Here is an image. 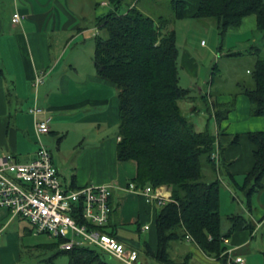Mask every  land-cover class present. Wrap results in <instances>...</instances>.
I'll return each mask as SVG.
<instances>
[{
  "label": "trees",
  "instance_id": "1",
  "mask_svg": "<svg viewBox=\"0 0 264 264\" xmlns=\"http://www.w3.org/2000/svg\"><path fill=\"white\" fill-rule=\"evenodd\" d=\"M124 1L110 0L107 11L95 16L96 27L106 35L97 33L94 37V65L97 76L118 90V160L136 161L137 176L132 181L137 185L167 184L172 188V200L157 207V248L152 251L146 244L144 250L163 264H182L172 258L170 248L173 242L187 241L190 236L192 243L204 253L221 264H230L225 239L243 216L230 215L232 225L223 233L221 173L225 172L234 186L245 193L250 207L251 197L264 187V130L248 132L254 145V165L242 181L228 170L230 163L222 160V146L218 167L211 158L215 144L209 125L202 131L197 130L179 103L194 96L192 89L180 85V49L176 31L169 25L185 17L187 3L170 0L172 16L155 18L137 6L139 0L122 9ZM248 15L256 16L257 28L264 32V0H200L192 18L216 19L224 36L230 28L239 27ZM255 50L253 85H244L241 92L250 100L251 114L264 116V59L260 56L261 48ZM0 78H6L1 63ZM7 93L12 94L10 89ZM200 96L208 105L210 102L209 111L218 125L234 109V102L219 103L212 93ZM190 110L197 112L198 108L193 106ZM239 141L236 135L232 144ZM204 156L216 173L211 181L204 179ZM117 212V207L112 208L107 229L113 235L117 226L113 215ZM253 227L245 220L244 228L252 231ZM59 243L55 240L54 244L59 248ZM60 253L69 256L68 264H111L104 253L93 247L76 246L60 249ZM47 264H52V259Z\"/></svg>",
  "mask_w": 264,
  "mask_h": 264
},
{
  "label": "rangeland",
  "instance_id": "2",
  "mask_svg": "<svg viewBox=\"0 0 264 264\" xmlns=\"http://www.w3.org/2000/svg\"><path fill=\"white\" fill-rule=\"evenodd\" d=\"M132 1H124L122 9H126ZM94 4V0H75L74 10L79 15L80 31H75L74 36H71L68 42L61 46L60 53H63L64 63L60 70L55 71L52 75H49V73L46 75L44 84L35 87L31 78H12L11 74H9L11 78H8V73L4 78L7 96L6 105L10 110L8 111L12 114V118L18 115L25 127L29 125L34 127L35 118L29 110L39 106L46 107L44 102L42 104L43 100L49 99L50 102L55 104L70 100L88 101L82 107L51 111L50 115L53 120L49 123V126L53 132L40 136L43 144L52 152L54 162L66 183H70L71 177L77 173L86 174L89 172V162L83 161V158L90 149L101 145V141L104 139L114 142L118 134V93L116 87L97 77L94 65V37L97 33L106 35L105 31H99L95 25L96 11ZM137 6L141 8L145 6V11L155 18L160 15L171 17L173 14L170 0H153V2L152 0H143L138 2ZM106 8L107 6H101V9ZM247 20L239 28L241 31L246 30L245 34H240V31L239 33L230 31L226 37L220 33L217 21L214 18H191L181 21L185 23H178L180 24L178 25L180 85L192 89V96H194L193 99H182L179 103L184 114L189 115L199 131L204 130L209 125L211 132H215V118L209 111L211 104L209 102L208 105L203 101L200 96L201 92H206L211 87L214 98L221 93H225L230 94L234 101L236 96L243 94L241 91L244 85H253L251 72L254 70L256 60L255 49L260 47L264 53V32L258 30L256 26L253 27ZM246 36L250 40L246 41ZM224 37L225 46L222 45ZM64 42V40L61 41V44ZM221 48H224V51L229 49L231 52H240V54L222 56ZM184 52H188L195 59L196 64L193 68L190 65L182 64L181 58ZM4 62H2L0 56V63L5 72H7L5 66L10 69L13 68L11 60L6 59ZM63 74L68 76V78H65V82L61 81V75ZM19 75L22 77V73ZM211 78H214L213 82H211ZM67 86L69 87L68 93L65 92L67 88L64 89ZM198 87L203 90L200 91ZM8 89L12 93L10 96L7 95ZM101 99H105L104 103L97 102ZM91 101H94V103H91ZM192 106H196L198 111L191 112ZM31 135L29 139L34 145V148L31 147V149L35 150L38 147L39 138L36 131ZM26 139H28L27 136ZM106 146L111 147L113 152L115 151L112 143H107ZM30 152L27 151L22 155L18 154L16 157L20 161H28L32 158V155H28L31 154ZM203 172L204 179L207 181L216 178V173L207 163L206 156L203 157ZM221 176L227 183L231 182L225 172H222ZM234 192L236 198H233V195L227 191L224 185L221 188V227L223 233H227L232 225L229 217L231 214H247L245 205L243 208L238 201V197L243 201L245 200V193L240 190ZM242 211L244 212L242 213ZM154 218L153 214L147 221L153 224V228H155V231H152L155 238H153L152 232L148 230L138 231V224L136 223L118 224L115 230L118 237L123 241L138 247L142 252V260L147 258L148 264H163L154 257L147 256L144 250L146 243L151 244L152 247L157 244ZM17 221H19L18 225L12 224L6 229L5 233L3 231L0 244L5 243L6 233H11L13 239L10 241L11 246L9 249L11 251L18 250L20 253L21 258L18 264H47L50 259H52V264H68L69 256L60 253V249L54 244V238L47 234L26 233L25 227H30L29 223L24 219H18ZM18 232L20 235L16 234ZM190 252H192L193 258L188 257L187 259L186 255ZM170 253L173 259L182 264H211L212 260H217L206 253L203 258L199 248L188 242H173ZM259 257L261 259L258 260L261 261L255 260V262L264 264V255L260 254ZM105 259L111 264H124L109 255H105ZM210 260L211 262H209ZM143 264L146 263L143 262ZM219 264H221L220 261Z\"/></svg>",
  "mask_w": 264,
  "mask_h": 264
},
{
  "label": "crops",
  "instance_id": "3",
  "mask_svg": "<svg viewBox=\"0 0 264 264\" xmlns=\"http://www.w3.org/2000/svg\"><path fill=\"white\" fill-rule=\"evenodd\" d=\"M104 1L110 0H94V6L96 7L95 16L103 14L107 11V8H109L110 4L104 5ZM140 1L143 0H139V2ZM184 1L188 5V11L186 12L185 17L178 19L169 25L170 29L176 31L177 43L178 25H180L178 23L191 19L192 14L195 12L200 2V0ZM74 2L75 0H0V56L2 62L9 59L13 64V68L10 65L12 69L4 65L5 68H7L6 73H8V78H31L34 83L36 78L42 76L45 82L48 73L49 75H52L55 71L60 70L64 63L62 56L63 53H60L61 46L68 42L71 36H74L75 31L78 32L81 28L79 15L74 10ZM101 6H107V8L101 9ZM144 8L145 6H143L142 9ZM16 11H19L22 17L20 22L14 24L12 22V16ZM246 19H248L247 21H249L253 27H257V18L255 15L246 16L241 25H244ZM241 25L236 28H230L227 33L230 31L239 33L240 31V34H245L244 32L246 30H239ZM225 37L222 43L223 46L226 44ZM63 40L65 42L61 44V41ZM245 40H250V38L246 36ZM220 52L222 56L235 53L231 52L229 49L228 51H224V48H221ZM260 56L264 59V53L262 51ZM181 62L183 65H190L192 68L196 64L195 59L188 52H184ZM16 66L17 68H15ZM21 73L22 77L19 75ZM9 74L12 76L10 77ZM65 78H68V76L65 74L61 75L62 82H65ZM44 82L40 85L44 84ZM66 82L68 81L66 80ZM198 88L200 91L203 90L201 87ZM64 89H66L65 92H69L68 86L64 87ZM116 92L118 93L117 88ZM208 92H212L211 87H209L206 92H201L200 94ZM6 98V84L4 79L0 78V156L8 153L17 156L18 154L22 155L27 151H31V154L28 155H32L33 157L36 149H33L34 145L29 138L32 136L31 134L36 131V125L34 124V127H30V125L25 127V125L21 123L18 115H15L12 118V114L9 112L10 110L6 105ZM215 98L217 102L222 104H230L233 101V97L230 94L225 93H221ZM104 100L101 99L97 102L104 103ZM43 102L46 107H37L42 109V113L35 115L29 110L35 118V123L36 120H43L47 117H51L52 121L53 119L50 112L55 109L66 110L78 108L88 103L87 100H70L65 103L57 102L55 104L50 102L49 99L43 100L42 104ZM233 102L235 104L234 109L229 112L227 118L222 120L219 125L215 120V132L212 133V136L215 146L217 145L219 148L222 146V160L226 163H230L228 170L236 176L238 181H242L244 175L254 165V145L250 142L247 136L248 132L264 130V116H254L251 114L250 100L244 94L236 96ZM91 103H94V101H91ZM51 130L52 128L50 127L49 133L53 132ZM236 135H239L240 141L237 144H232ZM26 136L28 139H26ZM119 139L118 135L114 142L104 139L101 141V145L90 149V151L85 154V158H83V161L89 162V172L86 174H75L71 177V183H74L76 186H83L89 183L111 184L113 186L111 206L112 208H118V212L115 213L116 215H113V222L117 223V225L136 223L138 224V231L140 232L147 230L150 232L153 230L155 231L153 224L148 223L147 220L154 214L156 227L157 206L149 204L145 196L127 190L128 183L134 180L137 176V163L134 160H118L117 143ZM107 143H112V146L115 147L114 152L111 147L108 148L106 146ZM31 147L33 148L31 149ZM223 185L227 188V191L233 195V198H236V193L234 191L240 189L236 188L230 181L227 183L224 178ZM240 191L243 192L242 190ZM238 201L242 204L243 208L245 205V211H247V214L244 215L237 213L243 217L238 221L236 228L231 235L226 238L225 242L228 245V250L234 257H243L245 264H257V261L255 262V260H258L259 258L261 259V257H259L260 254L264 255V187L251 197L250 207L247 205L246 198L243 201L238 197ZM243 212L244 211H242V213ZM18 219L23 220V218L19 216H12L7 208L0 207V230H2V233L3 231L5 233L6 229L12 224L18 225ZM245 220L254 225L252 231L244 228ZM146 225H149L148 229H144V226ZM25 228L26 233L32 232L31 226ZM16 234L20 235L19 232ZM152 235L153 238H155L153 232ZM5 236V243L0 244V264H18L21 258L20 253L18 250L11 251L9 249L11 246L10 241L13 239V236H11V233H6ZM2 237L3 236L1 235L0 238ZM184 242L192 243V241L188 239L187 241H180L179 243ZM146 244L152 251H155L157 248V244L155 247H152L149 243ZM199 250L202 253V257L206 255L200 248ZM141 254L142 252H140V264H143V262L148 264L147 258L142 260ZM146 255L150 257V255ZM186 257L193 258L192 252L188 253ZM259 261L261 260H258V262ZM209 262H211V260ZM211 264H219V261L214 259Z\"/></svg>",
  "mask_w": 264,
  "mask_h": 264
},
{
  "label": "built area",
  "instance_id": "4",
  "mask_svg": "<svg viewBox=\"0 0 264 264\" xmlns=\"http://www.w3.org/2000/svg\"><path fill=\"white\" fill-rule=\"evenodd\" d=\"M103 4L109 5V1ZM21 17L19 11L14 12L12 22L17 24ZM43 82L44 78L39 76L33 84L37 87ZM30 111L35 115L43 112L37 107ZM50 121L51 117L36 120L39 144L30 160L20 161L10 153L0 156V207L28 221L34 234H47L59 241L60 249L93 247L124 264H140V250L107 231L113 186L107 183L73 186L62 179L52 152L40 139L42 134L49 133ZM211 158L219 167L221 156L217 145ZM127 190L145 196L149 204L157 207L173 196L167 184L139 186L130 181ZM148 228L149 225L144 226ZM187 239L192 240L190 236ZM227 254L230 264H245L243 257H234L229 250Z\"/></svg>",
  "mask_w": 264,
  "mask_h": 264
}]
</instances>
